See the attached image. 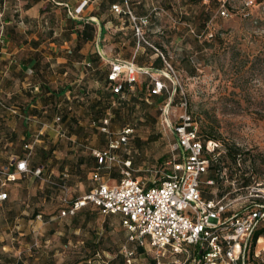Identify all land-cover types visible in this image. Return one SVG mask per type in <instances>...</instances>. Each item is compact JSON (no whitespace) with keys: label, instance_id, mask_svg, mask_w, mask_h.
<instances>
[{"label":"rangeland","instance_id":"1","mask_svg":"<svg viewBox=\"0 0 264 264\" xmlns=\"http://www.w3.org/2000/svg\"><path fill=\"white\" fill-rule=\"evenodd\" d=\"M55 1L27 8L26 0H0V70L6 69L8 51L17 52L18 59L29 54L32 39L38 40L40 52L65 54L75 42L69 18H92L96 31L101 24L105 28L100 41L89 45L90 50L99 46L105 56L104 69L117 62H133L143 71L122 94L112 96L107 84L93 80L75 93L77 102L69 110L61 113L49 105L37 108L35 115L26 110L27 119L22 112L31 95L17 93L11 102L5 91L6 77L0 79L1 101L7 107L18 106L21 115L0 107V163L22 156L24 144H32L30 165L41 164L42 169L38 177L28 175L6 187L8 200L0 206V264H152L154 257L162 264L183 261L168 253L157 255L147 243L145 252L138 254L116 216L87 208L77 221L61 217L65 195L52 182L59 183L60 174L65 173L67 198L83 195L94 184L89 179L96 168L93 152L106 150L124 129L132 133L125 145L113 151L118 163L98 170L104 180L119 181L125 161H130L133 179L152 181L164 176L170 170L166 163L174 155V136L164 126L161 109L170 98V112L180 113L177 103L185 96L201 134L223 146H235L243 160L240 172L228 158L217 160L223 167L221 181L206 185L209 173L203 175V196L221 198L229 213H242L257 202L256 191L264 187V0H228L225 17L218 14L222 0ZM246 1L251 5L246 6ZM113 5L128 8L136 18L140 40L133 35L134 22L114 11ZM11 28L14 32L7 34ZM154 48L169 67L163 60L161 68L153 65L158 54ZM155 80L163 82L165 89L149 96ZM64 112L72 121L61 120ZM32 123L36 131L24 136ZM42 127L45 130L40 134ZM52 128L61 129L60 134ZM242 172L249 177L248 186L241 184ZM92 246L95 255L90 254ZM263 248L260 238L250 264H264ZM130 251L133 255L128 256L125 252Z\"/></svg>","mask_w":264,"mask_h":264},{"label":"built area","instance_id":"2","mask_svg":"<svg viewBox=\"0 0 264 264\" xmlns=\"http://www.w3.org/2000/svg\"><path fill=\"white\" fill-rule=\"evenodd\" d=\"M227 2L222 0L219 6L218 14L222 17L228 15ZM245 5L250 6L251 1H246ZM81 9L70 13L71 17ZM112 9L130 17L134 22L135 36L140 40L141 27L128 8L122 10L113 5ZM138 22L140 24L141 20ZM155 51L169 67L161 52L157 49ZM141 71L143 69L133 62L114 63L108 75V79L115 82L114 93L120 92L123 82L131 84L135 75ZM153 84L152 95H158L165 89V84L160 80H155ZM177 104L180 108L178 114L170 112V98L161 109L164 126L174 136L171 145L174 155L166 163L170 167L168 173L150 182L139 181L130 176V161L121 162L123 176L117 183L109 184L100 174L94 173V184L89 192L73 201L64 196L63 202L67 208L61 209L60 216H73L81 208L92 205L103 214L119 215L121 226L128 232L129 241L141 246L147 243L157 255L168 253L184 259H175L174 264H185L187 260L192 264H246L251 237L264 218V187L256 191L257 202L253 201L242 213L227 218L223 214L228 204L222 199H203L199 178L206 172L210 161L223 152V146L216 140L203 144L199 138L198 123L188 110L186 97L182 96ZM103 123L107 124V121ZM131 133V129H124L118 138L110 140L106 150L94 151L93 156L98 164L110 166L118 163L113 151L125 145ZM24 149L28 157L32 144H25ZM40 174V168L28 167L26 158L0 165V205L7 199V193L2 189L7 183ZM206 184L211 185L212 181ZM62 189L66 194V187ZM189 248L195 250L194 257ZM125 253L131 255V252Z\"/></svg>","mask_w":264,"mask_h":264},{"label":"crops","instance_id":"3","mask_svg":"<svg viewBox=\"0 0 264 264\" xmlns=\"http://www.w3.org/2000/svg\"><path fill=\"white\" fill-rule=\"evenodd\" d=\"M82 21H88L94 24L92 18H87ZM100 33L101 26H99L97 31L95 29L93 40L82 43L81 47L78 49L74 48L77 43L76 34L71 33V35L73 34L75 36L74 46L69 51H66L65 54H59L55 51L53 53L40 52L38 49L30 48L32 52L30 51L23 59H18L16 57L17 52L8 51L7 57H9V61L6 65V69L0 70V79L4 80V77H6L5 91L8 99L14 102L17 93L19 95H21L22 92H24V94L29 93L31 96L30 99H25V106L29 105L31 108L35 106L36 108L43 109L46 106L54 104L61 112L62 109L69 110L73 101L77 102L75 99H78V95L75 93H79L80 90H83L88 82L97 80V82L101 83L103 86L104 79L106 75L109 74L110 67L105 66L104 69L105 56L99 53V46L97 47L98 50L89 49L90 44L100 41ZM98 66H101V70H99L100 68ZM46 89L55 90V92L61 89L67 90L64 95L53 98L50 97L49 93L44 95L41 94V92ZM2 90V87H0V93ZM67 92L68 94H66ZM34 97L35 99L33 100ZM8 108H17L20 113L18 106L11 105ZM17 116L21 117L19 114ZM69 118L70 117H68V119ZM23 119H27L25 115ZM34 126L35 124L32 123V126L26 127L24 134L27 137L31 136V132L36 131ZM44 130L45 127H42L38 130V133L41 134ZM51 131L60 134L61 129L56 131L52 128ZM113 180L111 184L118 182L115 179ZM262 240L264 243V239Z\"/></svg>","mask_w":264,"mask_h":264},{"label":"trees","instance_id":"4","mask_svg":"<svg viewBox=\"0 0 264 264\" xmlns=\"http://www.w3.org/2000/svg\"><path fill=\"white\" fill-rule=\"evenodd\" d=\"M27 1V8H29V7H31L32 5H35V4H37V3H39L40 1H48V2H50V1H54V0H26ZM198 1H201V0H198ZM55 2H58V3H60L61 1H55ZM124 15H126V14H124ZM127 17H129L128 15H127ZM7 22V21H6ZM76 25H80L81 26V28H76ZM68 26H69V31H70V33H75L76 34V40H77V43H76V45H75V49H78V48H80L81 47V45H82V43H85V42H88V41H92L93 40V38H94V35H95V26H94V24L93 23H91V22H88V21H77V20H73V19H71V18H69V20H68ZM101 26V33H100V36H101V38H102V36H103V34H104V32H105V28H104V25L103 24H101L100 25ZM14 32V29L13 28H11V29H9V30H7V34H8V32ZM9 32V33H10ZM133 35H135V32H133ZM5 41H6V39H4ZM25 43V42H24ZM29 45H30V47L31 48H33V49H37L38 48V46H39V42H38V40H35V39H32V40H30L29 41ZM153 53H156V52H153ZM162 54V53H161ZM163 55V54H162ZM163 57H164V55H163ZM153 65L154 66H156L157 68H161L162 66H163V62H162V58H161V56L160 55H158V54H156V58L154 59V62H153ZM111 70V69H110ZM109 73H110V71H109ZM109 75V74H108ZM108 75H106V77H105V79H104V84H107L110 88H111V95L112 96H114V95H119V94H122V91H124L125 90V88H126V86H127V83L126 82H123L122 83V88H121V90H120V92H118V93H114V91H113V88H114V86H115V82H113V81H111V80H109L108 79ZM153 82H152V84H151V86H150V88H149V96H154V95H152L151 94V89L153 88ZM67 89H61L60 91H57V92H55V90H51V89H46V90H43L42 92H41V94L42 95H44V94H46V93H49V95H50V97H58V96H61V95H64L65 94V91H66ZM35 99V97L33 98V100ZM166 102V101H165ZM53 105V108H54V110L56 109V111H58V108H57V106L56 105H54V104H52ZM52 105H50V106H52ZM0 107H2V108H4L5 110H7L10 114H13V115H20V113L18 112V109L17 108H8L7 106H5V104H3V102L0 100ZM19 108V107H18ZM19 110H20V108H19ZM26 110H30L31 111V113L33 114V115H35V113H38V111H37V108L34 106L33 108H31L29 105H27V106H25L24 107V111L22 112V115L24 116H26L27 115V112H26ZM67 110V109H66ZM62 113V112H61ZM60 118H58V120H59ZM61 120L63 121V122H67L68 120H69V122L70 121H72V118L70 117L69 119H68V116H67V113H63V115H62V118H61ZM104 120H106V119H103L102 120V123H103V121ZM123 131V130H122ZM122 131L120 132V134L122 133ZM24 133H25V131H24ZM119 134V135H120ZM131 135V134H130ZM129 135V136H130ZM24 136H26L25 134H24ZM129 136H128V138H129ZM128 138H127V141H128ZM199 138H200V140L203 142V144H205L207 141H209V140H214V139H212V138H209V137H207V136H203L202 134H201V131L199 130ZM25 145V144H24ZM223 146V145H222ZM51 150L53 151V149L51 148V149H49L48 151H46V152H44V153H47V152H51ZM31 154V153H30ZM30 156V155H29ZM29 156L27 157V151H26V153H24V154H22V156H15L14 158H12V159H10V160H8L7 162H5V163H0V165H6V164H8L11 160H13V159H22V158H26L27 159V164H28V167L30 168V169H37V168H40V170H41V173H42V169H41V164L38 166V167H35V165L33 166H31L30 165V162H29ZM223 157H226V158H228L229 160H230V163H231V165L236 169V170H238L239 172H240V168L238 167L240 164V161L241 162H243V160L241 159L242 158V155L240 154V152H239V150L235 147V146H228V147H226V146H223V152L222 153H220L219 155H218V159H216V160H211L210 161V163H209V165H208V168H207V170H206V172L204 173V174H202L201 176H200V178H199V182H200V186H199V189H200V194H201V197L203 198V199H205V200H209V199H214V200H218V199H221V198H218V199H215V198H213V197H204L203 196V194H202V191H201V183H202V176L203 175H205V174H207V173H209V176H207V180L205 181V183L207 182V181H212V184L210 185V186H212V185H214V183H218V182H220L221 181V173H222V171H223V167L222 166H220V164H219V162L218 161H220L219 159L220 158H223ZM218 160V161H217ZM94 161H95V164H96V168L90 173V175H89V179H90V181L91 182H93L92 181V176H93V174L94 173H98L99 174V172H98V170L99 169H101V168H107L108 169V167L109 166H106V165H101V164H98V162H97V159L94 157ZM156 172V174L158 173V171H155ZM31 176H33V177H38V176H34V175H31ZM60 181H59V183H53L52 182V184L53 185H55L61 192H63L64 193V191H62L63 189H62V187L63 186H65L66 187V184H65V180H64V178L65 177H67V174H65V173H61L60 174ZM103 177V176H102ZM21 178H19V179H17L15 182H12V183H7L5 186H4V188H2L3 189V191H5L6 193H7V186L8 185H12L13 183H16L17 181H19ZM103 179H104V177H103ZM240 180H241V184L243 185V186H248V183H249V177H247V176H245V173L244 172H242L241 173V176H240V178H239ZM150 182V181H149ZM206 185H208V184H206ZM92 186L93 185H91L90 187H89V189L85 192V193H87V192H89L90 191V189L92 188ZM66 189H67V187H66ZM84 193V194H85ZM63 195H65L66 197H67V193L65 194H63ZM80 196H82V195H80ZM79 196V197H80ZM76 198H78V197H73L72 195L69 197V198H67L69 201H73V200H75ZM8 200V193H7V199L0 205V206H2L6 201ZM64 208H67V204H65V203H60V208L59 209H64ZM87 208H91V209H94V210H96L98 213H100V214H103L101 211H100V209L99 208H97V207H94V206H92V205H88V206H86V207H84V208H81L80 210H78L76 213H75V215H73V216H66V217H71V218H73L72 220L73 221H77V218H78V216H79V214L83 211V210H85V209H87ZM233 214H235V213H229L228 212V208H227V210L225 211V213L223 214V217H225V218H227V217H229V216H231V215H233ZM105 216H116V217H118V219H119V224H120V226H121V219H120V216L119 215H114V214H104ZM126 233H127V237H128V232L126 231ZM260 238H262V239H264V218L259 222V225H258V227L256 228V230L254 231V233H253V235H252V237H251V241H250V244H249V246H248V249H247V255H246V264H250V259L251 258H253L254 257V247H255V244H256V241L257 240H259ZM134 244H136V250H137V253L138 254H142V253H144L145 252V245L144 246H141V245H139L138 243H136V242H133ZM89 244V245H88ZM86 246L88 247V246H91L90 245V243H87L86 244ZM94 246H92L91 247V249H93V251L92 252H90V254H92V255H95V250H94ZM190 249V253H191V256L192 257H194L196 254H195V250H193V248H189ZM131 252V251H130ZM164 254H166V253H163V255ZM131 255H133V252H131ZM130 255V256H131ZM173 257V256H172ZM85 258H87V256H85ZM174 258V257H173ZM152 264H162V262L160 261V259L159 258H156V257H154V259L152 260ZM185 264H192L191 263V261L190 260H187L186 261V263Z\"/></svg>","mask_w":264,"mask_h":264},{"label":"bare ground","instance_id":"5","mask_svg":"<svg viewBox=\"0 0 264 264\" xmlns=\"http://www.w3.org/2000/svg\"><path fill=\"white\" fill-rule=\"evenodd\" d=\"M260 240V239H259Z\"/></svg>","mask_w":264,"mask_h":264}]
</instances>
